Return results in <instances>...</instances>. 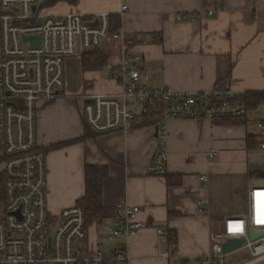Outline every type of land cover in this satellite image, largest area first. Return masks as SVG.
<instances>
[{
    "label": "crops",
    "instance_id": "crops-1",
    "mask_svg": "<svg viewBox=\"0 0 264 264\" xmlns=\"http://www.w3.org/2000/svg\"><path fill=\"white\" fill-rule=\"evenodd\" d=\"M124 6L127 9L122 11ZM42 8L46 14L78 11L88 18L101 12L120 16L122 33L146 41L135 49L154 87L201 93L230 81L239 92L264 91V0H61ZM80 62L79 78L66 76L62 96L37 114L39 141L44 149L48 147L50 212L60 214L84 196L86 164L106 165L110 174L103 185L104 223L115 221L118 203L140 206L141 218L149 223L137 235L113 241L126 244L129 264H199L213 243L224 240L226 219L248 218L256 190L264 187V150L255 143L248 145V139L260 134L257 121L264 115V106L235 122L168 121L167 171L154 176L148 174L159 149L153 125L53 147L86 132L79 96L84 92L74 100L71 86L108 87L106 80L96 78L95 70L84 71ZM110 79L109 84L120 90ZM210 152H215L214 158L208 157ZM203 175L208 176L207 183L201 181ZM158 227L173 232L177 243L170 244L169 233L159 234ZM101 229L93 223L90 240L110 244ZM167 251L170 256L164 257ZM247 255L230 264L246 262L249 251Z\"/></svg>",
    "mask_w": 264,
    "mask_h": 264
},
{
    "label": "built area",
    "instance_id": "built-area-1",
    "mask_svg": "<svg viewBox=\"0 0 264 264\" xmlns=\"http://www.w3.org/2000/svg\"><path fill=\"white\" fill-rule=\"evenodd\" d=\"M43 2L0 0V176L5 190V199L0 201V264H129L126 244L113 241L128 239L149 226L141 218L140 206L117 204L115 221L103 227L110 244L90 240L84 211L78 205L52 213L58 216L57 223L50 214L47 152L39 141L37 113L65 92L67 59L82 58L93 49L109 52L110 75L121 89L83 94V120L97 134L156 126L159 149L148 167V174L154 176L167 171L168 121L245 118L250 112L245 93L230 81L201 93L154 87L135 49L146 41L120 30L111 33L106 12L90 18L78 11L46 14ZM27 36L39 37V44ZM257 127L259 148L264 150V115ZM208 157L214 158L215 152ZM201 181L207 183L208 176H201ZM256 193L248 218L226 219L224 240L213 243L199 264H230V254L242 249L250 252V258L241 264L264 260V235L251 239L252 233L264 234V187ZM200 204L206 206L205 201ZM157 231L169 233L164 227ZM234 238L245 241L240 248L224 251L223 244ZM163 256L169 257L170 252Z\"/></svg>",
    "mask_w": 264,
    "mask_h": 264
},
{
    "label": "trees",
    "instance_id": "trees-1",
    "mask_svg": "<svg viewBox=\"0 0 264 264\" xmlns=\"http://www.w3.org/2000/svg\"><path fill=\"white\" fill-rule=\"evenodd\" d=\"M61 0H45L43 7L51 4H55ZM110 32L114 33L119 31L121 28V17L118 15H110ZM109 54L101 49H94L88 51L83 54L82 56V68L84 71L88 70H102L108 67L110 62ZM89 86H85L87 88ZM246 105L250 111L256 110L260 107L264 102V91H250L245 93L243 97ZM244 118H226L221 120H215L214 122L219 123H228V122H235L237 120H241ZM147 122H143L144 125ZM86 124V123H85ZM148 124V123H147ZM94 131H92L89 126L86 124V132L80 138L75 140H70L63 143H58L53 147L63 146L69 143H73L75 141H83L89 137L95 136ZM257 137H253L252 139H248V145L250 146L252 143H255L259 147V141ZM85 194L77 201V205L81 207L84 211L85 218H86V225L87 228L93 223H97L100 227H104L105 219H106V207L103 202V185L104 180L110 174V168L106 165H94V164H86L85 165ZM180 178L178 177L175 182H178ZM170 185L172 182L171 178L168 179ZM5 199V190L3 187V178L0 176V201ZM169 232V242L172 245L177 243L176 235L173 234L170 230Z\"/></svg>",
    "mask_w": 264,
    "mask_h": 264
},
{
    "label": "rangeland",
    "instance_id": "rangeland-1",
    "mask_svg": "<svg viewBox=\"0 0 264 264\" xmlns=\"http://www.w3.org/2000/svg\"><path fill=\"white\" fill-rule=\"evenodd\" d=\"M107 53H109V52H107ZM80 59L82 60V58H80ZM80 59L79 58H70V59L68 58L67 59V61H66V76H67V78L70 75H72V77H73L74 80H76L77 78H79V73L78 72H81V70H80V68H81ZM109 65L110 64H108V67L107 68H104L102 70H95L94 71L95 72V75H96V78L101 77V82H103L104 80H106V82L108 84V87H107V85L106 86L104 85L106 87V89H99L98 88L97 90H95L96 87L95 88H92V87L85 88L84 86H82L80 88H77V89L76 88L73 89V87L76 86V85H73V86H71V93L74 96L73 99L76 100L75 99V95H78L79 92H82V93L84 92V94L85 93L86 94H94V93H104V92H106L108 94H111V93H116V92L120 91V90H115L114 89L113 83L109 84V82H111L110 81L111 80L110 78H112V77H110ZM94 72H92V73H94ZM79 96L81 97V94ZM78 99H79V97H78ZM48 105H46V106L38 109V113L37 114H39V112L41 110L46 109L48 107ZM79 105L80 104H78V106H77V102H75V106L77 108L75 110H78L79 111V108H80ZM71 108L73 109V107H71ZM63 113H64V115L66 117L67 116L66 113L64 111H63ZM45 150L48 152V147L45 146ZM50 214H51V217L53 218L54 223H57L59 221V219L57 218L58 216H52V212ZM101 231H102V229H101ZM102 232H104V231H102ZM220 241H223V240H220ZM247 254H248V251H246V250H243L240 253L231 254V256L229 257V263L230 262H235L237 258H244V257L247 258L248 257Z\"/></svg>",
    "mask_w": 264,
    "mask_h": 264
},
{
    "label": "water",
    "instance_id": "water-1",
    "mask_svg": "<svg viewBox=\"0 0 264 264\" xmlns=\"http://www.w3.org/2000/svg\"><path fill=\"white\" fill-rule=\"evenodd\" d=\"M97 24L98 23L96 22V23H93L92 25H97ZM27 39H30L33 44H39V38L38 37H27ZM157 135H158V131H157ZM263 235H264L263 233H252L251 239L259 238ZM244 241H245L244 238L230 239L223 244L224 251L230 252V251H233L237 248H240L242 246V244L244 243Z\"/></svg>",
    "mask_w": 264,
    "mask_h": 264
},
{
    "label": "bare ground",
    "instance_id": "bare-ground-1",
    "mask_svg": "<svg viewBox=\"0 0 264 264\" xmlns=\"http://www.w3.org/2000/svg\"><path fill=\"white\" fill-rule=\"evenodd\" d=\"M45 1V0H44ZM44 3V2H43ZM43 3L41 4V7H43L42 5H43ZM36 9V7H34V10ZM110 15V14H109ZM88 18V17H87ZM28 37V36H27ZM27 37H25V39H27ZM39 38V37H38ZM39 41H40V39H39ZM94 50V49H93ZM102 50V49H101ZM91 51V50H90ZM88 52V51H87ZM86 53V52H85Z\"/></svg>",
    "mask_w": 264,
    "mask_h": 264
}]
</instances>
